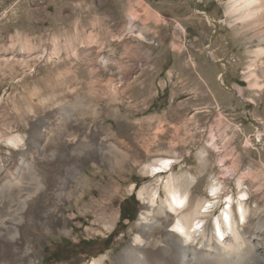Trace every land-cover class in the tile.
I'll list each match as a JSON object with an SVG mask.
<instances>
[{
	"label": "rangeland",
	"instance_id": "obj_1",
	"mask_svg": "<svg viewBox=\"0 0 264 264\" xmlns=\"http://www.w3.org/2000/svg\"><path fill=\"white\" fill-rule=\"evenodd\" d=\"M229 1L0 0V163L15 171L23 146L7 138L23 137L26 188L42 186L14 212L32 264L124 263L146 236L139 190L160 204L184 176L192 201L219 197L207 233L227 195L245 192L251 221L264 219V45L236 35ZM164 158L173 170L152 178L144 168Z\"/></svg>",
	"mask_w": 264,
	"mask_h": 264
},
{
	"label": "bare ground",
	"instance_id": "obj_2",
	"mask_svg": "<svg viewBox=\"0 0 264 264\" xmlns=\"http://www.w3.org/2000/svg\"><path fill=\"white\" fill-rule=\"evenodd\" d=\"M226 15L238 37L256 39L260 45H264V0H230L226 5ZM262 47L254 48L253 52L258 58H264V47ZM252 74L256 76L255 85L262 87L258 73L252 71ZM46 139L52 141L51 135ZM7 141L16 147L23 146V156L13 172H9L0 163V209L5 214L3 219L0 218V264H32V249L28 247L18 228L23 222V216L17 222L19 224L16 223L18 226H14L17 218L14 212L26 209L28 202L37 195L42 186L37 181L33 192L26 188V174L30 171L31 165L26 157L25 150L28 147L24 146L23 137L13 135L8 137ZM81 146L76 145L79 148ZM97 150L100 153L104 152L102 147H97ZM174 163L172 158H164L144 169L152 178H156L163 171H172ZM195 181L196 178L190 176H184L177 181H168L165 186L168 196L165 200H161L160 204L158 189L149 192L147 186H143L139 190V196L146 204V210L139 219L143 228L141 233L146 236L138 234L135 237L133 243L124 251L127 260L121 264H264V243L259 239L264 235V219L257 223L251 221L253 217L250 216L251 208L247 203L250 199L248 195L245 192L240 193V195L245 194L247 198L236 204L233 197L227 195L223 213L219 217H216V214L213 216L212 230L207 233L205 218L219 207L217 200L219 197L214 196L215 201L208 198L192 201L189 193ZM238 181L239 184L242 182L241 179ZM70 183L71 180H68L57 186L58 190H62L57 194L61 199L60 202L63 201L64 196H67L64 191L70 187ZM12 193L18 204L15 209H12L14 201H11ZM54 212V209H51L44 215V220L53 216ZM154 230L158 233L156 238L155 235L154 237L151 235ZM246 232L250 233L248 238L245 237ZM151 246V251L143 253V248ZM216 248L219 254L216 253L213 258ZM103 263L104 258H100L89 264Z\"/></svg>",
	"mask_w": 264,
	"mask_h": 264
},
{
	"label": "trees",
	"instance_id": "obj_3",
	"mask_svg": "<svg viewBox=\"0 0 264 264\" xmlns=\"http://www.w3.org/2000/svg\"><path fill=\"white\" fill-rule=\"evenodd\" d=\"M122 219H123V220H126V219L131 220V219H132L131 216H130V214H128L126 208H123V210H122ZM52 260H53V261H54V260H58L57 257L55 256V254H52V255H51V261H52Z\"/></svg>",
	"mask_w": 264,
	"mask_h": 264
}]
</instances>
